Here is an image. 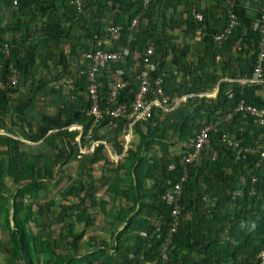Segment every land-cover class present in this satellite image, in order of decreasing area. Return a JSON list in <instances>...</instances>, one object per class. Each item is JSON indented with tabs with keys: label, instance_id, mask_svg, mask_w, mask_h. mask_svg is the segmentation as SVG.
I'll return each mask as SVG.
<instances>
[{
	"label": "trees",
	"instance_id": "trees-1",
	"mask_svg": "<svg viewBox=\"0 0 264 264\" xmlns=\"http://www.w3.org/2000/svg\"><path fill=\"white\" fill-rule=\"evenodd\" d=\"M64 1V5L71 4V0ZM86 1L85 11L88 9ZM164 2L152 0L140 19L141 24L132 31L130 26L133 19L144 11L141 4L139 11L116 35V45L131 48V57L121 68L131 67L134 54L140 58L137 71L132 73V77H127L129 87L123 97L128 103L139 89L137 78L148 42L152 40L159 44L157 54L163 47L164 39L155 29L154 16ZM30 5L36 6L41 14L52 10L46 7L43 0H31ZM193 6H189L185 23L190 31L196 32L204 21L195 23L191 12ZM78 15L83 17V14ZM223 15L226 19L219 31L229 24L226 10ZM145 20L148 21L147 26L144 25ZM100 29L104 28L92 33L89 30L87 38L91 45H83L86 52L98 48V39L104 35ZM243 30L239 23L221 49L215 47L210 57L215 59L217 54H223V60L229 57V61L225 60L224 63L231 66L233 48L238 41L251 45L257 53L260 33L254 27ZM4 43L7 42L0 44L1 63L8 66L9 62L4 60L1 51ZM8 44L13 61L20 52V43L14 41ZM153 59L157 63L153 79L163 77L162 88L169 98L166 107L173 108L178 97L176 91L183 93L184 84L179 81L177 72L164 71L158 56ZM200 65H190L193 69L188 67L193 77L191 91L196 94L192 102L169 112L165 111V106L155 107L147 121L134 124L133 137L137 141L131 140L126 152L122 140L129 123L127 117L113 119L109 114L112 105L109 104L108 82L116 66L110 65L101 72L99 104L103 118L97 124L88 115L92 102L88 95V83L85 78L81 79L83 98L77 104H66L62 114L69 119V127L81 124L85 134L92 129L93 141L107 142L118 155L124 154L122 164L116 165L110 160L104 144H100L93 155L82 154L80 150L86 142L77 141V131L60 130L44 140L43 143L50 147L52 153L58 152V158L50 154L46 158L37 156L22 160L26 155L21 151L22 144L13 140L12 145L11 141L9 146L14 148V153L10 158L9 170L0 169V217L3 216V226L0 224V264H151L160 258L161 249L169 239L167 264H260L259 254L264 251V198L260 197L258 187L254 193L252 191V179L256 177L259 181L264 173V161L259 156L243 169L229 158L224 161L206 158L203 152L202 157L188 167L181 223L169 238L173 229L171 213L174 204L163 201L161 197L172 194L174 186L184 175V169L180 166L174 171L169 169L183 156L173 157L172 149L177 144H184L185 154L189 153L194 147L197 132L217 122L220 109L230 106L232 112L241 98L239 95L234 103L236 88L228 84H221L216 98L224 103V107L216 104L215 100L210 104L208 98L198 96V93L204 94L214 87V82L212 85L200 84ZM5 69L8 71L7 67ZM156 93L157 88L153 85L149 97L155 98ZM229 93L234 96H228ZM0 95H7V92L0 91ZM244 121L253 123L251 118L236 115L232 122L220 127V133L240 127ZM48 131L42 134L43 138ZM216 141H220V134L211 136L210 146ZM242 146L246 148L251 145L243 140ZM65 152L67 155L64 157ZM229 152L234 154V150L229 149ZM59 154L62 156L59 157ZM99 163L105 166L103 173L106 179L102 182V188L106 190L100 198L93 189H88L93 186L94 180L87 183L80 179ZM56 167H62V170H56ZM228 169L230 173L226 172ZM62 176L70 183L67 192H60L55 198H44L43 194L50 193L51 187L59 182L58 178L63 179ZM6 178L12 180L14 190L8 189ZM88 202L91 203L90 207L87 206ZM101 218L102 223L109 222L112 241L96 235L85 239L80 227L93 226V222ZM4 231L8 232L9 246L2 240ZM6 248L8 258L4 263L2 257Z\"/></svg>",
	"mask_w": 264,
	"mask_h": 264
},
{
	"label": "crops",
	"instance_id": "crops-1",
	"mask_svg": "<svg viewBox=\"0 0 264 264\" xmlns=\"http://www.w3.org/2000/svg\"><path fill=\"white\" fill-rule=\"evenodd\" d=\"M43 1L46 2V7L53 11L41 14L36 6L30 5L31 0H0V44L3 41L20 43L18 57L13 61L11 58L9 60L19 70L18 84L16 88L6 91L7 95H0L1 170H9L10 158L14 153V148H11L9 144L12 141L13 145V140L22 144L21 151L26 154L22 160L37 156L46 158L50 154L58 158V152L52 153L50 147L43 142L49 135L67 128L69 119L62 114L64 106L70 102L77 104L83 98L81 79L85 77L80 73L89 65L83 57L86 53L83 45H91V41L87 38L89 30L92 33L103 27L104 29L100 31L104 35L98 40H103L105 49L114 51L124 45H116L118 33L107 38V28L114 26L124 28L143 4V0H88L86 1L88 9L85 11L84 7L83 17H80L73 5L70 3L64 5V0ZM189 6L190 8L193 6L191 10L193 18L196 14L204 15V24L196 32L190 31L185 23L187 13L190 11ZM228 9L229 3L226 0H165L163 6L155 12V29L164 39H162L163 47L156 55L158 61L165 72H177L179 81L184 84L183 93L178 94L179 92L176 91L178 97L171 110L188 105L196 96L191 91L193 77L188 67L198 63L201 64L200 84L205 86L212 85L214 82L212 90L204 94L198 93V96L208 98L210 104L213 100L216 104H222L216 100L219 87L221 84H228L236 88L237 95H235L234 103L240 95L250 102L264 106V76L261 82H256L254 66L257 53L251 45L241 41L240 50L233 48L231 66H226L224 61H229V57L223 60V54H217L215 59L210 57L215 47L221 49L223 46V43L217 44L214 38L219 29L224 26L223 22L226 18L223 14L224 10ZM234 11L244 30L264 23V0H237ZM144 22L147 26L148 21ZM196 22L198 24L197 20ZM139 24L141 20L136 26L131 25L130 30L137 29ZM132 59L134 63L130 68H121L126 78L132 77V73L137 71L140 65L137 54H134ZM1 62L0 56V79L8 78L10 70ZM5 67L8 71H5ZM71 75L76 78L74 90H70L66 84ZM215 76L218 78L215 79ZM228 96L234 95L229 93ZM231 109L228 106L217 113V122L220 127L227 125L224 118ZM242 123L240 127H234L229 132L226 130L227 137L232 142L240 141L241 148H243V140H246L250 147H264V133L260 128L254 122ZM46 131L48 134L43 138L42 134ZM40 137L42 138L38 139ZM134 138L136 137L132 134L131 140L134 141ZM126 141L124 137L122 142L125 152L131 143L130 141L126 146ZM104 145L110 160L116 165L122 164L120 162L124 154L118 155L107 142ZM229 149L234 150V154H230ZM240 150V147H229L225 142L216 141L213 146L204 151V155L206 158L221 161L229 158L244 169L255 158L242 155ZM176 151L178 154H175ZM185 153L184 144H177L172 149L173 157H179ZM61 156L59 154V157ZM99 168L104 171V164L99 163L92 170ZM56 170H62V167H56ZM226 172L230 173L231 170L228 169ZM102 174L105 182V175L103 172ZM124 174L123 170L122 175ZM5 183L8 189L14 190L11 179L6 178ZM122 185L124 186L125 183L123 182ZM257 187L261 190L260 197L264 198V173L262 178L253 185V193Z\"/></svg>",
	"mask_w": 264,
	"mask_h": 264
},
{
	"label": "built area",
	"instance_id": "built-area-1",
	"mask_svg": "<svg viewBox=\"0 0 264 264\" xmlns=\"http://www.w3.org/2000/svg\"><path fill=\"white\" fill-rule=\"evenodd\" d=\"M152 0H143L144 11L139 14V16L133 20L132 27L136 26L145 11L149 7ZM229 3V9L227 10L229 24L215 35V42L217 44H222L226 39L232 34L233 30L239 24L240 20L236 12L234 11L235 4L237 0H226ZM71 4L75 7L78 14L84 12V0H71ZM195 19L198 22L204 20V15L196 14ZM122 27L114 26L107 28V38L112 35L122 31ZM255 29L260 33V41L258 45V53L256 56V62L254 66V74L256 77V82H261L264 76V23L258 24ZM97 49L94 51L86 52L83 57L89 63L88 68L80 73L84 76L88 82V95L91 98V108L88 115L94 118V123H99L103 118V112L99 104V92L102 86L101 72L107 69L110 65L116 66V70L112 71L109 77L108 89H109V104L112 105V110L109 111L110 116L113 119L119 117H127L128 127L125 132L126 143L131 141V136L133 134V126L137 122L147 121L153 112L155 107L165 106V111L169 112L170 107H166L169 102V98L165 96L163 85V77L160 76L156 80L153 79V74L157 70V63L154 61V57L157 55V49L159 44L154 41L148 42V47L143 54V65L139 71L138 81L140 82L139 89L137 90L134 99L131 103H128L123 97L124 92L129 87V81L122 72L121 65L125 64L131 56V49L128 46H122L114 51L103 49V40H98ZM238 50L241 49V41L236 44ZM4 60L8 61L11 58V47L8 43H4L1 48ZM8 68L10 70V75L8 78L0 79V90L7 91L16 88L19 78V70L14 66L13 63L9 62ZM164 75V74H163ZM71 75L67 80V85L70 90L75 89L76 78ZM157 88V95L155 98H150V92L152 86ZM236 115H241L244 119H253L254 124L260 128L264 133V106H257L248 102L245 98H240L235 108L232 112L226 114L224 120L228 124L234 120ZM69 131L79 132L77 141L81 142L84 140L86 145L81 148L80 152L82 154L93 155L100 144H106L104 141H93V131L89 130L86 134L84 132V126L77 124L67 128ZM213 134H220V141L225 142L229 147H240L242 155L248 157L259 156L261 161H264V147L256 146L249 148H241V142H232L226 135V133H220V124L215 122L206 125L197 132L194 140L193 149L183 155L180 160L169 166V169L174 171L177 166L184 169V175L180 178L179 182L174 186L173 193L163 195L161 199L163 201H168L174 204V208L171 213L173 219V229L170 233L169 238L172 237L173 233L176 232L178 226L181 223L182 217V198L184 183L188 179V167L196 163L202 156L203 152L211 145V136ZM260 166V165H258ZM253 184H256L257 178L252 179ZM209 203L208 199H205ZM169 241L162 247L160 258L151 264H167L168 263V246ZM259 259L261 264H264V251L259 254Z\"/></svg>",
	"mask_w": 264,
	"mask_h": 264
},
{
	"label": "rangeland",
	"instance_id": "rangeland-1",
	"mask_svg": "<svg viewBox=\"0 0 264 264\" xmlns=\"http://www.w3.org/2000/svg\"><path fill=\"white\" fill-rule=\"evenodd\" d=\"M135 140H137V138H135ZM37 141V140H36ZM35 141V142H36ZM34 143V142H33ZM30 145V144H29ZM35 146V145H32ZM175 154H178L177 151L175 152ZM67 155V153H63V156L65 157ZM102 172L101 169H95V170H91L88 173H85L83 176H81V181L83 182H87L89 183L92 180H94V184L93 186H89L88 189H93L94 190V194L100 198L103 196L104 194V188H102V182H103V177H102ZM63 177V176H62ZM60 177V178H62ZM79 179V180H80ZM100 179V180H99ZM58 183L56 185H54L53 187H51V191L50 193L47 192L43 194L44 198L46 197V199L49 198H55L56 195H58V193H64L67 192L68 188L70 187V183L68 182V180L66 178L63 177V179H59L58 178ZM83 198V197H81ZM91 203H87V206L90 207ZM100 218V217H99ZM0 224H2L3 226V216L0 217ZM107 224V225H106ZM102 223V218L101 220H95L93 222V226H82L80 227V230L83 231L84 235H85V239H87L91 234L92 235H96L97 237H101V238H106L109 242L112 241L111 239V234L109 232V222L108 223ZM2 240L4 241V243L9 246V238H8V232L4 231L2 233ZM110 247L113 248L114 246L112 245V243H110ZM4 257L3 258V262L5 263L7 261L8 258V251L7 248L4 250L3 252Z\"/></svg>",
	"mask_w": 264,
	"mask_h": 264
},
{
	"label": "clouds",
	"instance_id": "clouds-1",
	"mask_svg": "<svg viewBox=\"0 0 264 264\" xmlns=\"http://www.w3.org/2000/svg\"><path fill=\"white\" fill-rule=\"evenodd\" d=\"M204 21V20H203ZM198 23H200V22H198ZM258 53V52H257ZM1 91V90H0ZM7 91H9V90H7ZM75 125H77V124H75ZM75 125H72V126H75ZM69 127V126H68ZM71 127V126H70ZM68 130V129H67ZM261 261V260H260ZM260 264H261V262H260Z\"/></svg>",
	"mask_w": 264,
	"mask_h": 264
}]
</instances>
